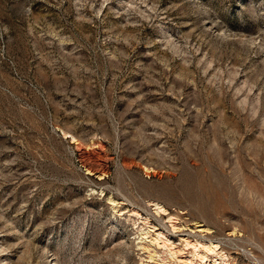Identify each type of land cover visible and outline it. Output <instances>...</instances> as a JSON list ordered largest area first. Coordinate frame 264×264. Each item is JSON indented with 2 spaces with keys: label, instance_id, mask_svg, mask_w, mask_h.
I'll list each match as a JSON object with an SVG mask.
<instances>
[{
  "label": "rangeland",
  "instance_id": "374dc122",
  "mask_svg": "<svg viewBox=\"0 0 264 264\" xmlns=\"http://www.w3.org/2000/svg\"><path fill=\"white\" fill-rule=\"evenodd\" d=\"M0 264H264V0H0Z\"/></svg>",
  "mask_w": 264,
  "mask_h": 264
},
{
  "label": "bare ground",
  "instance_id": "6f19581e",
  "mask_svg": "<svg viewBox=\"0 0 264 264\" xmlns=\"http://www.w3.org/2000/svg\"><path fill=\"white\" fill-rule=\"evenodd\" d=\"M126 211H127V212H130V211H132V210L127 208Z\"/></svg>",
  "mask_w": 264,
  "mask_h": 264
}]
</instances>
